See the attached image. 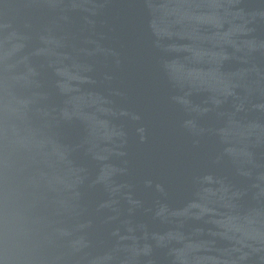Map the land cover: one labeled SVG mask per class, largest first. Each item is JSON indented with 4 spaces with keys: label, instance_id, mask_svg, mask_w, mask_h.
I'll use <instances>...</instances> for the list:
<instances>
[{
    "label": "water",
    "instance_id": "1",
    "mask_svg": "<svg viewBox=\"0 0 264 264\" xmlns=\"http://www.w3.org/2000/svg\"><path fill=\"white\" fill-rule=\"evenodd\" d=\"M0 264H264V0H0Z\"/></svg>",
    "mask_w": 264,
    "mask_h": 264
}]
</instances>
